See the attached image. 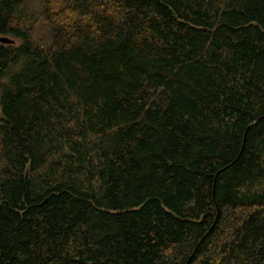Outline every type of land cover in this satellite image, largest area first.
<instances>
[{
  "label": "trees",
  "instance_id": "16d2710c",
  "mask_svg": "<svg viewBox=\"0 0 264 264\" xmlns=\"http://www.w3.org/2000/svg\"><path fill=\"white\" fill-rule=\"evenodd\" d=\"M0 36V264H264V0H0Z\"/></svg>",
  "mask_w": 264,
  "mask_h": 264
},
{
  "label": "water",
  "instance_id": "95a60500",
  "mask_svg": "<svg viewBox=\"0 0 264 264\" xmlns=\"http://www.w3.org/2000/svg\"><path fill=\"white\" fill-rule=\"evenodd\" d=\"M0 44H1V45H13V44H14V41H13L12 39L7 38V37L0 36ZM244 144H245V136H244L243 145H242V149H241L240 154H241L242 151H243ZM240 154H239V155H240ZM73 159H75L74 156H73Z\"/></svg>",
  "mask_w": 264,
  "mask_h": 264
},
{
  "label": "rangeland",
  "instance_id": "374dc122",
  "mask_svg": "<svg viewBox=\"0 0 264 264\" xmlns=\"http://www.w3.org/2000/svg\"><path fill=\"white\" fill-rule=\"evenodd\" d=\"M7 38H9V37H7ZM9 39H11V38H9ZM13 41H14V45H16V46L19 45V42L18 41H16V40H13Z\"/></svg>",
  "mask_w": 264,
  "mask_h": 264
}]
</instances>
